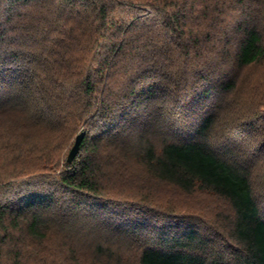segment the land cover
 I'll return each mask as SVG.
<instances>
[{
    "label": "trees",
    "instance_id": "obj_1",
    "mask_svg": "<svg viewBox=\"0 0 264 264\" xmlns=\"http://www.w3.org/2000/svg\"><path fill=\"white\" fill-rule=\"evenodd\" d=\"M256 67L264 0H0V264H264Z\"/></svg>",
    "mask_w": 264,
    "mask_h": 264
},
{
    "label": "water",
    "instance_id": "obj_2",
    "mask_svg": "<svg viewBox=\"0 0 264 264\" xmlns=\"http://www.w3.org/2000/svg\"><path fill=\"white\" fill-rule=\"evenodd\" d=\"M85 135V131H81L79 132L77 135H76V138H75V141H74V144L72 145L69 153H68V156H67V161L68 162H71L73 161V159L77 156L79 150H80V147H81V142H82V139Z\"/></svg>",
    "mask_w": 264,
    "mask_h": 264
},
{
    "label": "rangeland",
    "instance_id": "obj_3",
    "mask_svg": "<svg viewBox=\"0 0 264 264\" xmlns=\"http://www.w3.org/2000/svg\"><path fill=\"white\" fill-rule=\"evenodd\" d=\"M246 73V75H249V76H247V77H245V79L247 80L248 78H251V80H250V82L248 83V85L250 84H252L253 82H255L256 80H258L259 78H264V68L263 67H256V68H252V69H250L249 70V72L247 71V72H245ZM247 85V86H248ZM246 87H244V89H245ZM243 89V90H244ZM250 90H252V88L250 89ZM245 91H247L246 89H245ZM261 96H263V95H261ZM74 144V143H73Z\"/></svg>",
    "mask_w": 264,
    "mask_h": 264
}]
</instances>
